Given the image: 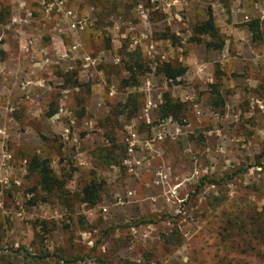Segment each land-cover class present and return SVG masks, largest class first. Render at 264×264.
<instances>
[{
  "label": "rangeland",
  "instance_id": "rangeland-1",
  "mask_svg": "<svg viewBox=\"0 0 264 264\" xmlns=\"http://www.w3.org/2000/svg\"><path fill=\"white\" fill-rule=\"evenodd\" d=\"M0 264H264V0H0Z\"/></svg>",
  "mask_w": 264,
  "mask_h": 264
},
{
  "label": "trees",
  "instance_id": "trees-1",
  "mask_svg": "<svg viewBox=\"0 0 264 264\" xmlns=\"http://www.w3.org/2000/svg\"><path fill=\"white\" fill-rule=\"evenodd\" d=\"M247 28L252 36V42L254 43L259 39L260 26L258 22L253 21L247 25ZM203 38H209L210 40L204 43L202 40ZM215 39H218V34L213 16L211 12H209L207 20L198 24L193 29V38L191 41L197 45L203 44L205 49L208 51H221L224 47V43L220 41L215 42ZM126 69L128 72H132V69L128 67H126ZM158 72L163 75L168 82L177 83V81L185 75L186 70L184 68H176L171 64H162ZM209 89L212 99V108L219 110L220 114H222L224 110V101L217 84L210 85ZM180 109L181 106L175 104L168 94H164L163 104L159 107V119L163 121L170 118L176 119ZM54 115L55 114L52 113L49 117H53ZM28 171L29 173H35L38 176V188L48 195L62 191L65 187L64 183L52 173L48 162L45 160H41L37 157L33 158ZM98 189L99 186L95 182H92L91 185L84 191V199L82 198L83 202L93 205L95 203L94 199H96V195H98ZM44 258L45 257H41L38 259Z\"/></svg>",
  "mask_w": 264,
  "mask_h": 264
}]
</instances>
